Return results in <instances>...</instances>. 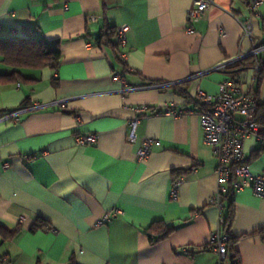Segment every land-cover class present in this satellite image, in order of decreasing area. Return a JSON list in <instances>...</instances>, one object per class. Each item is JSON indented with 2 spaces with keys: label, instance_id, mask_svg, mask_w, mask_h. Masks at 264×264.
<instances>
[{
  "label": "crops",
  "instance_id": "0c3cea01",
  "mask_svg": "<svg viewBox=\"0 0 264 264\" xmlns=\"http://www.w3.org/2000/svg\"><path fill=\"white\" fill-rule=\"evenodd\" d=\"M195 1L0 0L1 44L36 39L62 52L56 70L15 69L0 54V76L17 71L20 79L0 82V227L20 228L12 241L0 239L1 262L69 264L74 257L77 264H217V160L201 119L151 113L168 105L192 109L199 90L216 95L230 74L214 69L248 55L253 45L240 23L250 17L247 0H215L188 34ZM259 12L253 36L264 44V3ZM124 25L128 70L114 48L116 34L111 42L102 38ZM116 73L124 74L126 86L114 82ZM241 73L245 88L253 83L264 104V77L257 85L252 68ZM138 106L151 113L136 114ZM21 109L18 122L1 121ZM137 117V140L130 143L129 122ZM89 134L98 141L78 146L76 138ZM145 139L156 142L150 158L140 161ZM245 150L251 172L263 173L264 145L249 139ZM176 170L188 174L175 179ZM222 204L225 217L233 212L229 233L236 239V263L225 264H264V200L244 189ZM41 221L50 230L32 232ZM156 222L174 230L152 242Z\"/></svg>",
  "mask_w": 264,
  "mask_h": 264
},
{
  "label": "built area",
  "instance_id": "2783aa9c",
  "mask_svg": "<svg viewBox=\"0 0 264 264\" xmlns=\"http://www.w3.org/2000/svg\"><path fill=\"white\" fill-rule=\"evenodd\" d=\"M263 3L264 0H247L250 17L240 23L243 29V38L252 41L253 48L248 55L228 59L214 69L230 74L216 95H209L199 90L194 101L195 106L192 109L168 105L160 111L151 113L147 106L133 107V111L138 115L151 113L153 115L178 117L184 114H197L200 117L204 141L211 148L217 160L218 191L212 198V203L218 205L221 210L219 229L212 234L213 251L218 256L217 264H225L229 258V238L221 230L226 223L222 204L224 196L231 191L238 193L244 189H251L256 197L264 200V171L259 175H254L251 172L249 167L251 159L245 150V143L249 139H254L264 145V135L261 134L257 118L260 100L256 96L254 84L252 83L246 89L244 74L235 68L239 62L249 57L259 58L264 53V44L257 43L253 36V18L260 15L259 10ZM215 5V0H196L188 13L186 32L188 34L194 33V25L201 20L206 11ZM128 32L129 27L127 25L116 30L118 58L125 66V70H128L126 66L128 53L124 51L128 43ZM222 33L224 34V31ZM252 69L254 82H256L258 75L264 69V65L258 62ZM113 80L126 86L123 73H116ZM22 112V109L5 112L1 121L18 122ZM139 123L140 118L138 117L129 122L128 141L130 143L137 140ZM98 139L99 136L95 134L79 135L76 138V143L78 146L93 145ZM155 142L153 139L143 141L142 147L138 151L140 161L150 158ZM3 167L8 169L10 164L5 163ZM180 183V180L173 183L171 192L173 197H177ZM113 214L119 215L121 212L116 210ZM110 218V215H107L97 223V226L106 224Z\"/></svg>",
  "mask_w": 264,
  "mask_h": 264
},
{
  "label": "trees",
  "instance_id": "16d2710c",
  "mask_svg": "<svg viewBox=\"0 0 264 264\" xmlns=\"http://www.w3.org/2000/svg\"><path fill=\"white\" fill-rule=\"evenodd\" d=\"M116 30L108 29L106 30V34L102 36L104 38L107 36L109 38V42H111L110 37L115 36ZM114 48L116 49L117 46L115 45ZM0 54L4 57V61L15 69H22V68H31V69H44V68H51V69H58L62 52L58 46H50L45 43L43 40H36V39H8L4 43L1 44L0 41ZM258 62L264 65V57H249L238 64H236L235 68H239V72L243 71L245 68H252ZM18 72H14L11 75L0 76V82L4 80L10 81H17L20 82L18 78ZM264 77V69L258 75L256 79L257 85H259ZM257 96V93H256ZM258 97V96H257ZM258 123L261 129V134L264 135V104L260 102L259 109H258ZM172 174L174 175L175 179L180 178L188 174V172L183 170H176L173 171ZM234 192L231 191L224 196V200H232ZM226 223L223 227L224 235L229 238L228 244V253L229 258L232 263H236L235 256L236 254L233 251L234 244L236 239L233 238L230 233L229 229L232 226L233 222V212L229 211L227 217H225ZM50 230L48 224L44 221H41L37 225L33 226L31 229L32 232H36L38 230ZM157 229V236L152 242H157L164 238H167L172 232L173 227H169L164 223L156 222L154 223L150 230ZM20 233V228H17L13 231H10L6 228L0 227V239L3 243L10 242L17 237ZM228 258V259H229ZM0 264H5L1 262ZM69 264H77L74 257L70 259Z\"/></svg>",
  "mask_w": 264,
  "mask_h": 264
}]
</instances>
